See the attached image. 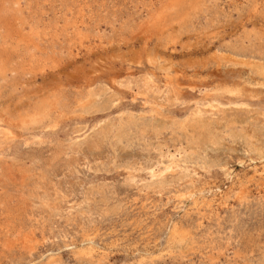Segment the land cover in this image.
Returning <instances> with one entry per match:
<instances>
[{"label":"rangeland","instance_id":"rangeland-1","mask_svg":"<svg viewBox=\"0 0 264 264\" xmlns=\"http://www.w3.org/2000/svg\"><path fill=\"white\" fill-rule=\"evenodd\" d=\"M0 264H264V0H0Z\"/></svg>","mask_w":264,"mask_h":264},{"label":"bare ground","instance_id":"bare-ground-1","mask_svg":"<svg viewBox=\"0 0 264 264\" xmlns=\"http://www.w3.org/2000/svg\"><path fill=\"white\" fill-rule=\"evenodd\" d=\"M170 83H171V82H170ZM166 86H167V85H166ZM170 89H171V88H170ZM224 91H225L226 93H230V94H231V93L234 94V92H236V94H237V92H238V91H233V90H231V89H229V88H226ZM171 92H172V89H171ZM238 93H239V92H238ZM236 94H235V95H236ZM168 97H169V96H168ZM173 97H174V96H173ZM173 97H172V98H173ZM169 99H170V98H169ZM166 102H167V101H166ZM45 104H46V103H45ZM48 104L51 106V105H53L54 103H51V102H50V103H48ZM38 105H39V104H38ZM42 106L44 107V111L42 110L43 113H44L45 111H46V112L49 111V109H47V106H46V105H42ZM42 106H41V108H42ZM45 107H46V108H45ZM48 107H49V106H48ZM54 107H55V105H53V108H54ZM37 109H38V108H37ZM38 111H40V110H38ZM52 111H53V110H52ZM246 111H247V110H246ZM39 113H40V112H39ZM197 113H199V114L201 115V112L199 111V109H198V112H197ZM44 114H45V113H44ZM48 114H49V113H48ZM50 114H51V113H50ZM37 115H38V114H37ZM195 115H196V114H195ZM44 116H45V115H44ZM196 117H197V119H198L199 122H200V121H201V118H198L199 116H196ZM38 118H39V117H38ZM202 120H203V119H202ZM26 122H27V121H26ZM26 122H25V123H26ZM28 123H29V122H28ZM210 127H213V126H210ZM217 130H218V128H217ZM250 130H251V129H250ZM246 131H247V130H246ZM248 133H249V132H248ZM251 139H253V141H252V144H253V145H256V144L258 143V142L256 143V141H255V137H254V136H252ZM210 142H211V144L214 143L212 139L210 140ZM243 145H245V144H243ZM246 145H247V144H246ZM257 145H258V144H257ZM211 146H212V145H211ZM243 147H245V146H243ZM253 147H254V146H253ZM246 149H247V148H246ZM249 150H251V148H250ZM251 152H252V150H251ZM169 165L172 167V164H169ZM167 166H168V165H167ZM166 170H167V169H166Z\"/></svg>","mask_w":264,"mask_h":264}]
</instances>
